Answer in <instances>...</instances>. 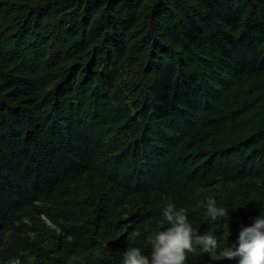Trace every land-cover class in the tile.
<instances>
[{"label": "trees", "instance_id": "1", "mask_svg": "<svg viewBox=\"0 0 264 264\" xmlns=\"http://www.w3.org/2000/svg\"><path fill=\"white\" fill-rule=\"evenodd\" d=\"M169 201L229 247L264 205V0H0V264H121Z\"/></svg>", "mask_w": 264, "mask_h": 264}, {"label": "clouds", "instance_id": "2", "mask_svg": "<svg viewBox=\"0 0 264 264\" xmlns=\"http://www.w3.org/2000/svg\"><path fill=\"white\" fill-rule=\"evenodd\" d=\"M200 189L194 195H200ZM203 219L208 224H219L230 215V210L218 203L209 192L201 201ZM235 210V209H233ZM161 219L154 227L146 228V245L136 238L126 241L121 264H186L189 253H207L213 261L229 260L235 264H264V205L252 222L243 226L231 247L221 242L214 231L201 232L194 228L188 210L169 201L160 209ZM228 235V232H227ZM227 241V240H226Z\"/></svg>", "mask_w": 264, "mask_h": 264}]
</instances>
